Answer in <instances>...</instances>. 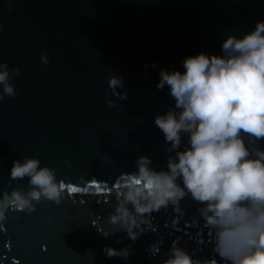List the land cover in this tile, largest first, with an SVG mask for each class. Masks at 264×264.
Returning <instances> with one entry per match:
<instances>
[{
	"label": "water",
	"instance_id": "obj_1",
	"mask_svg": "<svg viewBox=\"0 0 264 264\" xmlns=\"http://www.w3.org/2000/svg\"><path fill=\"white\" fill-rule=\"evenodd\" d=\"M257 21L264 0H0V60L18 69L15 97L0 100V191L28 190L27 177L9 175L24 157L65 183L59 204L6 212L0 264H162L173 241L194 259L225 264L190 195L152 212L134 241L107 218L113 188L137 172L138 157L159 171L175 156L154 123L174 106L170 89L156 87L160 70L183 72L184 58L198 53L222 55L227 36L242 37ZM111 75L126 99L111 94ZM255 146L264 149V139ZM103 230L115 232L105 238ZM105 246H127V259L107 257Z\"/></svg>",
	"mask_w": 264,
	"mask_h": 264
},
{
	"label": "clouds",
	"instance_id": "obj_2",
	"mask_svg": "<svg viewBox=\"0 0 264 264\" xmlns=\"http://www.w3.org/2000/svg\"><path fill=\"white\" fill-rule=\"evenodd\" d=\"M221 52L185 57L183 72L160 70L156 87L170 89L174 106L156 115L154 123L175 156L168 157L167 170L159 171L150 167V158L138 157L137 172L113 188L116 203L107 222L134 241L143 231L141 225L150 223L152 212L190 195L201 205L197 211L212 233L216 256L225 264H264V149L255 146L264 139V21H257L242 37L227 36ZM40 62L49 63L44 53ZM17 73L0 60V100L15 97L10 81ZM107 85L119 100L127 98L116 91L123 87L120 78L109 76ZM182 134L187 146L180 150ZM9 175L12 180L27 177L28 190L0 191V221L9 210L34 211L33 202L42 199L61 202L65 183L38 158L14 160ZM114 232L101 234L107 238ZM102 251L109 258L127 259L129 254L127 246H105ZM162 264L215 261L194 259L173 241Z\"/></svg>",
	"mask_w": 264,
	"mask_h": 264
}]
</instances>
